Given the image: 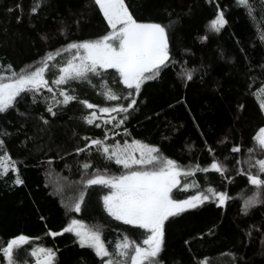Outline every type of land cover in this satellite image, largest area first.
<instances>
[{
  "label": "trees",
  "instance_id": "1",
  "mask_svg": "<svg viewBox=\"0 0 264 264\" xmlns=\"http://www.w3.org/2000/svg\"><path fill=\"white\" fill-rule=\"evenodd\" d=\"M37 2L40 0H0V66H12L10 70L0 67V74L9 75L10 71L35 64L45 53L69 41L90 39L106 32L102 18L89 0H42L46 7L31 14L30 8ZM252 2L255 26L234 0H126L136 18L160 22L168 28L175 64L164 69L158 79L145 83L138 96V111L120 128L113 129L112 124L105 125L102 119L97 121L102 125L100 128L85 124L79 119L85 110L76 102L63 106L62 111L55 108L58 114L52 117L43 101L50 96L46 89L38 94L36 104L26 96L17 105L19 112L27 110L30 115L20 116L15 110L0 114V126L12 134L6 138L7 150L13 159L23 162L19 175L24 181L22 185H13L11 172L0 179V247L14 236L25 234L34 242L25 245L26 249L33 244L58 249V264H99L93 250L75 243L74 234L56 237L48 234L61 232L72 215L91 227L102 226V239L110 249L125 232L139 236L141 230L107 215L100 200L105 192L101 186L88 189L80 213H68L62 203L61 196L75 194L71 190L74 185L70 184L81 177L82 163L91 161L93 169L121 170L114 162L103 159L95 146L80 154L74 151L75 147L84 146L83 137L102 139L105 130L112 129L117 135L110 133L107 143L140 139L158 146L163 155L182 166L210 165L212 155L205 142L215 149L214 155L219 159L229 157L226 163L231 181L211 170L207 174L196 171L194 175L182 176L181 185L173 190L175 198L182 199L194 192L192 188L183 190L185 180L189 183L195 180L206 187L207 178L231 198L223 206L205 202L170 217L161 257L164 264H202L205 260L208 264H264V205H255L247 215L241 212V190L247 189L243 194L246 198L252 194V186L246 176L235 171L248 168L246 163L236 161L248 159L246 150L253 147V136L264 126V111L259 106L264 97V44L258 39V33L264 31V14L261 0ZM217 4L227 20L219 33L208 29ZM10 8L12 12L8 11ZM17 16L21 17L19 22ZM42 35L47 39L42 40ZM205 35L207 39L201 40ZM186 70H192L193 78L185 87L182 73ZM72 87H79L82 98L92 103L100 106L114 103L99 94L102 91L99 85L92 88L74 83ZM109 115L112 114L98 113V117L105 119ZM40 116L51 121L50 126H45L47 131L36 126ZM124 127L130 136L123 135ZM234 145L241 146L239 153H231ZM253 155L264 156L258 147ZM50 157L51 166L47 163ZM56 178L64 180L62 195L53 187ZM20 256H25L23 249ZM27 261L33 264L31 256ZM0 264H6L2 253Z\"/></svg>",
  "mask_w": 264,
  "mask_h": 264
},
{
  "label": "snow or ice",
  "instance_id": "2",
  "mask_svg": "<svg viewBox=\"0 0 264 264\" xmlns=\"http://www.w3.org/2000/svg\"><path fill=\"white\" fill-rule=\"evenodd\" d=\"M93 3L107 23L106 34L94 39L69 41L55 51L45 53L35 64L26 65L19 71H10L7 76L0 74V114L15 110L20 116L30 115L27 110L19 112L17 105L26 96L31 98L32 104H36L38 94L44 89L50 94L45 96L43 101L47 113L52 117L58 114L54 111L55 108L59 107L62 111L63 106H71L76 102L85 110L79 119L97 128L102 126L97 122L101 119L105 125L112 124L113 129L120 128L138 111V96L145 83L158 79L164 69L175 64L171 57L169 30L160 22L136 18L126 0H93ZM234 4L244 9L255 26L252 0H234ZM261 6L264 14V0H261ZM19 7L20 5H17V8ZM43 7L46 5L40 0L30 8V13L37 14ZM8 11L12 12L13 9ZM20 19L21 17L17 16L18 22ZM226 24L225 14L217 4L215 17L210 20L208 29L219 33ZM60 32L61 35L65 34L64 29ZM41 39L46 40L47 37L42 35ZM200 39L205 40L207 36H201ZM258 39L264 44V31L258 33ZM0 67L10 70L12 66L9 64ZM182 78L186 87L187 82L193 78L192 70L184 71ZM74 83L87 84L92 88L99 85L102 89L99 94L114 103L110 106L92 103L89 99L82 98L79 87H72ZM121 85L123 87H120ZM25 103L27 104V101ZM259 106L261 111H264V97L260 99ZM238 107L242 109L243 105ZM97 109L101 114L115 115H109L106 119L98 117ZM38 120L40 123L36 125L37 128L47 131L45 126H50L51 121L44 116H40ZM110 133L112 136L117 135L114 130L106 129L102 139L85 136L84 146H77L74 151L80 154L95 146L103 159L121 166L122 171L119 174H110L106 167L93 169L91 161L82 163L79 166L83 170L80 173L81 179L77 182L78 186L71 189L75 194L68 200L62 199V203L68 213H80L88 189L91 186H101V191L107 189L100 197L107 215L123 225L142 230L139 236L125 232L110 249L102 239V226L89 227L76 218L69 219L61 232L50 231L48 234L52 237L62 233L74 234L75 243L93 250L99 258V264H164L161 257L166 222L170 217L196 209L205 202H215L218 206H223L231 198L226 191L214 187L207 178L206 187H202L195 180L191 183L185 180L182 184L183 190L192 188L194 193L184 199L175 198L173 190L181 185L180 177L194 175L196 171L207 174L211 170L221 174L223 179L231 181L226 163L229 157L219 159L214 155L215 149L205 142L208 152L212 155L210 165L182 166L176 160L163 155L158 146L140 139H131L130 142L127 139L123 142L117 139L113 143H107ZM11 135L6 128L0 126V179H4L11 172V183L19 186L24 183L19 175V165L23 162L13 159L7 150L6 138ZM123 135H131L127 127L123 128ZM257 147L264 154V126L259 127L253 136V147L246 150L248 159L236 161L238 164L246 163L248 168L233 169L237 174L246 176L252 186V194L246 198L243 194H246L247 189L241 190V212L245 215L255 205H264V158L253 155ZM230 151L239 153L241 146L234 145ZM47 163L51 166L53 159L50 157ZM68 167L65 165V168ZM63 192L64 188L58 186L56 193L62 195ZM31 239L33 238L28 235L18 234L7 240L6 246L0 247L3 261L7 264H28L27 257L31 256L34 258L33 264H58V249L43 245L24 248ZM22 249L25 251L24 257L20 256ZM202 264H208L207 260Z\"/></svg>",
  "mask_w": 264,
  "mask_h": 264
},
{
  "label": "rangeland",
  "instance_id": "3",
  "mask_svg": "<svg viewBox=\"0 0 264 264\" xmlns=\"http://www.w3.org/2000/svg\"><path fill=\"white\" fill-rule=\"evenodd\" d=\"M89 2L95 7V9H96V11L99 13V15H100V17L102 18V20H103V22H104V24H105V28H106V32H107V30H108V27H107V23H106V21L103 19V16H102V14L99 12V9H98V7L96 6V5H94V3H93V0H89ZM106 32L104 33V34H106ZM103 34V35H104ZM100 36H102V35H100ZM97 37H99V36H97ZM97 37H94V38H97ZM94 38H90V39H94ZM66 55V54H65ZM57 59H59V58H57ZM4 76H7V75H4ZM97 113H99V112H97ZM100 115H104V114H101V113H99ZM114 113H112V115H113ZM105 115H108V114H105ZM131 141V140H130ZM129 141V142H130ZM115 142V141H114ZM263 158H264V156H263ZM120 171H122V167L120 166ZM119 171V172H120ZM119 172H111L110 171V174H119ZM80 179H81V177H79V179L76 181V182H72L73 184H70V186H72V185H76L77 184V182H79L80 181ZM180 179H181V177H180ZM63 182H64V180L63 179H60V178H56V179H53V181H52V184H53V187H54V189H57V187L59 186V187H62L64 184H63ZM66 185V184H65ZM69 187V186H68ZM67 187V188H68ZM67 188H65V189H67ZM107 191V189H105V192ZM104 192V193H105ZM103 193V194H104ZM194 193V192H193ZM192 193V194H193ZM74 194L73 193H71V197L73 196ZM188 196V195H187ZM186 196V197H187ZM62 197V199L63 200H68V199H70L71 197L68 195V196H61ZM186 197H184V198H186ZM184 198H182V199H184ZM71 218H76V219H79L77 216H75V215H72V216H70L69 218H68V221H69V219H71ZM68 221H67V223H68ZM84 222V221H83ZM66 223V224H67ZM85 223V225H87V226H89L86 222H84ZM89 227H91V226H89ZM142 231V230H141ZM116 240H117V238L114 240V242H113V244H112V247L114 246V244H115V242H116ZM28 243H34L33 242V240H30ZM35 246H38V244H33V246L32 247H35ZM33 260H34V258H33ZM6 262V261H5ZM6 264H7V262H6Z\"/></svg>",
  "mask_w": 264,
  "mask_h": 264
}]
</instances>
